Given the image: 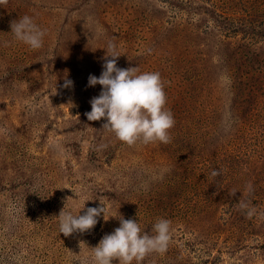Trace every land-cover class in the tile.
Instances as JSON below:
<instances>
[{
    "label": "rangeland",
    "instance_id": "rangeland-1",
    "mask_svg": "<svg viewBox=\"0 0 264 264\" xmlns=\"http://www.w3.org/2000/svg\"><path fill=\"white\" fill-rule=\"evenodd\" d=\"M176 5L8 0L0 6V264H91L92 248L120 226L115 216L136 220L149 235L159 219L171 221L167 251L141 264H264V142L252 141L244 112L236 120V88L246 67L225 34L264 30V0ZM214 9L224 14L221 22H202ZM25 15L46 32L39 50L11 32ZM177 16L183 17L175 27ZM110 42L122 54L118 67L160 73L176 121L171 143L130 147L102 128L104 119H87L102 88L89 87L88 78L101 75ZM253 77L264 85V76ZM65 79L73 85L63 87ZM245 146L256 157L239 171L228 155ZM213 169L223 172L213 177ZM249 183L254 191L243 195ZM99 199L114 217L105 222L102 214L86 233H59L64 207L78 215L85 206L84 214ZM240 201L257 214L249 218Z\"/></svg>",
    "mask_w": 264,
    "mask_h": 264
},
{
    "label": "clouds",
    "instance_id": "clouds-1",
    "mask_svg": "<svg viewBox=\"0 0 264 264\" xmlns=\"http://www.w3.org/2000/svg\"><path fill=\"white\" fill-rule=\"evenodd\" d=\"M7 3L8 0H0V6ZM11 32L16 41L24 43L32 50L43 47L46 32L30 16L25 15L13 21ZM105 49L107 51L101 75H90L88 78L89 87L99 84L102 88L100 94L90 100L91 111L85 113L87 119H104L102 128L113 132L119 141L130 147L138 143H171L170 130L176 121L171 110L166 107L165 84L160 73H139L137 67H118L117 61L122 54L116 50V45L110 42ZM72 85L73 81L65 79L63 87ZM222 172V169H213L212 176L218 177ZM253 191V186L249 183L243 195ZM230 194L235 195V192ZM99 200V206L87 207L84 214L80 212L85 206L78 215H73L71 211L65 212L64 207L58 215L59 233L65 236L77 232L86 233L95 228L102 214L105 222L114 217H109L105 202ZM240 206L249 218L257 214V209L244 201H240ZM115 217L119 219L120 226L112 233L105 234L99 244L92 248L91 264H113L116 259L119 264H132L133 261L141 264L149 254H163L167 251L171 241V221L168 219L161 218L154 223V234L149 235L142 233L136 220L125 219L123 216Z\"/></svg>",
    "mask_w": 264,
    "mask_h": 264
},
{
    "label": "trees",
    "instance_id": "trees-1",
    "mask_svg": "<svg viewBox=\"0 0 264 264\" xmlns=\"http://www.w3.org/2000/svg\"><path fill=\"white\" fill-rule=\"evenodd\" d=\"M172 7H177V2L181 0H166ZM179 8V7H178ZM177 8V9H178ZM211 11V10H210ZM177 10L175 14L183 15L178 13ZM208 18L201 20L206 21V24L214 22L216 25L221 22L224 18V14H220L219 10L214 9L212 13H208ZM183 17V16H179ZM179 17H174L171 19L172 24L176 27L178 22L175 24L174 19H179ZM174 27V28H175ZM200 27V26H199ZM225 28V27H224ZM227 30V28H225ZM229 38H233L232 41L233 47L239 49L237 51V61L240 64L246 67L243 73H240L239 76L242 78L237 83L236 96H237V112L238 115L236 120H240V112L245 113L246 121L242 126L248 130L250 128L252 141L258 139L259 143L264 142V85L261 84V78H255L253 76H264V30L261 28L255 30V28H250L248 31L238 30L233 28L225 33ZM193 36L195 33L192 34ZM224 35V34H223ZM241 35V38L239 36ZM238 38V39H237ZM244 39V40H243ZM188 40V39H187ZM190 43L193 42L190 40ZM203 71V67H198ZM201 76V75H200ZM205 76V75H202ZM217 113V112H214ZM211 118L200 121L202 123H207ZM236 120H234L236 122ZM254 129V130H253ZM250 134V135H251ZM261 144L260 146H262ZM255 150V149H254ZM253 147L245 146V149L242 148H233L228 155V158L233 160V167L236 170L244 171L249 168V165H253V159L256 157L254 154ZM237 151V153H234ZM231 155V156H230ZM246 156V157H245ZM240 159L248 160V162L241 164L238 162ZM235 161V162H234ZM238 164V165H237ZM238 166V167H236Z\"/></svg>",
    "mask_w": 264,
    "mask_h": 264
},
{
    "label": "bare ground",
    "instance_id": "bare-ground-1",
    "mask_svg": "<svg viewBox=\"0 0 264 264\" xmlns=\"http://www.w3.org/2000/svg\"><path fill=\"white\" fill-rule=\"evenodd\" d=\"M238 39V38H237ZM234 40V39H233ZM200 60V59H199ZM200 62V61H199ZM197 64H199V63H197ZM205 66V65H204ZM246 157V156H245ZM217 165V164H216ZM186 189V188H185Z\"/></svg>",
    "mask_w": 264,
    "mask_h": 264
}]
</instances>
